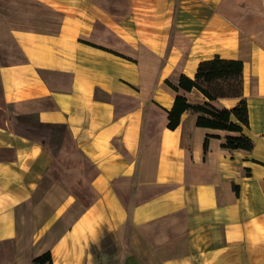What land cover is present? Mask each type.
Wrapping results in <instances>:
<instances>
[{"label": "crops", "instance_id": "1", "mask_svg": "<svg viewBox=\"0 0 264 264\" xmlns=\"http://www.w3.org/2000/svg\"><path fill=\"white\" fill-rule=\"evenodd\" d=\"M216 55L242 61L251 149L191 110L167 127L177 94L208 101L167 81ZM45 252L264 264V0H0V264Z\"/></svg>", "mask_w": 264, "mask_h": 264}, {"label": "trees", "instance_id": "2", "mask_svg": "<svg viewBox=\"0 0 264 264\" xmlns=\"http://www.w3.org/2000/svg\"><path fill=\"white\" fill-rule=\"evenodd\" d=\"M167 84L177 90L198 89L207 99L200 104H191L186 98L177 94L168 113L167 127L175 128L185 110L197 113V125L237 132L236 135H225L223 146L230 149H251L252 140L241 133L242 126L248 125V109L242 97V61L225 59L218 55L198 63L194 78L181 74L178 84ZM219 97H240L231 108H217L210 103ZM32 264H51L49 252L32 259Z\"/></svg>", "mask_w": 264, "mask_h": 264}, {"label": "rangeland", "instance_id": "3", "mask_svg": "<svg viewBox=\"0 0 264 264\" xmlns=\"http://www.w3.org/2000/svg\"><path fill=\"white\" fill-rule=\"evenodd\" d=\"M56 18L53 16H51V23H55L56 22ZM25 121H27V120H24V122ZM56 129V128H55ZM44 130V128H40V127H36V128H34V130L32 129V134H34V131H35V133H37V132H39L40 133V131H43ZM56 130H58V129H56ZM45 131V130H44ZM47 131V130H46ZM55 196H57L58 197V199H60L61 198V196H59V195H61L60 193H57V192H55V194H54Z\"/></svg>", "mask_w": 264, "mask_h": 264}]
</instances>
